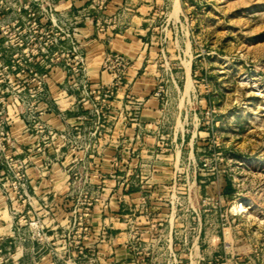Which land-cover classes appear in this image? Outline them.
Masks as SVG:
<instances>
[{"label":"rangeland","instance_id":"rangeland-1","mask_svg":"<svg viewBox=\"0 0 264 264\" xmlns=\"http://www.w3.org/2000/svg\"><path fill=\"white\" fill-rule=\"evenodd\" d=\"M157 20L150 54L173 108L143 127L154 141L125 176L103 165L105 109L91 128L87 112L54 123L46 89L74 65L60 38L71 15L54 0H0V264L125 257L108 255L106 220L125 178L138 185L125 194L171 217L191 264H264V0H171Z\"/></svg>","mask_w":264,"mask_h":264},{"label":"crops","instance_id":"crops-1","mask_svg":"<svg viewBox=\"0 0 264 264\" xmlns=\"http://www.w3.org/2000/svg\"><path fill=\"white\" fill-rule=\"evenodd\" d=\"M54 1L61 14H70L76 20L75 36L81 42L92 85H108L111 82V74L100 69L106 53H119L130 60L123 85L113 89V95L104 106L108 119L102 121L103 132L98 134L103 144V165L108 167L109 172L118 171L125 176L131 174L135 172L136 165L127 169V159H131V164L137 162V147L141 141H154L151 136L142 133L143 127L155 126L165 115L164 110L173 108L171 103L161 101L166 89L161 96L155 95L157 83L162 82V78L155 70L156 62L150 54L152 47L148 40L154 26L159 24L157 17L166 14L171 0H105L100 8L96 0ZM86 12L89 13L88 18L83 16ZM60 73V81H56L60 85L58 89H46L52 100L56 99L60 105L56 108L64 111L62 118L58 112L53 115L54 123L59 127L82 125L85 120L82 119V112H87L85 123L90 124V128L91 124L95 126L91 109L82 107L78 93L63 97L59 92L67 76L66 72ZM49 102L51 104V100ZM136 103H139L137 113ZM117 145L127 151H117ZM118 158V167H114ZM113 186H117L120 195L114 204L117 212L113 213L109 207L110 212L106 214L110 224L107 231L108 255L117 257L119 252L126 255L115 260L109 257L107 264H111L112 260V264H191L190 249L186 247V252L184 245L176 247V232L170 224L171 217L152 214V202L139 197L138 192L125 194L127 189L138 188L134 181L125 178L116 181ZM129 211L133 213L128 214Z\"/></svg>","mask_w":264,"mask_h":264},{"label":"built area","instance_id":"built-area-1","mask_svg":"<svg viewBox=\"0 0 264 264\" xmlns=\"http://www.w3.org/2000/svg\"><path fill=\"white\" fill-rule=\"evenodd\" d=\"M104 2L105 0H97L98 7L100 8ZM83 16L88 18L89 13L86 12ZM75 24L76 20L74 19L67 28V32L61 29L63 35L60 38L64 40L66 39L65 36L67 37L70 43L67 55L70 53L74 65L71 66L69 71H65L67 74L65 84L59 92L63 97H67L72 93H78L80 96L79 102L82 107L90 108L93 115L101 117L104 116V106L113 95V89L123 85V80L126 79L127 71L130 67V60L119 53H106L101 60L100 69L111 74V82L108 85H92L89 79L81 42L75 36L77 33ZM37 90L36 93L38 94L44 91V89ZM162 92L163 89L159 86L155 90V95L160 96ZM53 102L55 106H60L56 99H53ZM138 104L139 103L135 104V112L138 110ZM63 112V110H59L61 118L63 117Z\"/></svg>","mask_w":264,"mask_h":264}]
</instances>
